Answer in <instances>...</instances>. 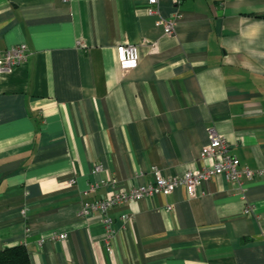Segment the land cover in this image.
I'll use <instances>...</instances> for the list:
<instances>
[{"label": "crops", "instance_id": "crops-1", "mask_svg": "<svg viewBox=\"0 0 264 264\" xmlns=\"http://www.w3.org/2000/svg\"><path fill=\"white\" fill-rule=\"evenodd\" d=\"M149 1L0 0V50L29 47L0 75V251L24 245L32 264H264V175L83 213L113 179L130 191L210 166L212 128L243 167L264 169V0H159L158 15ZM176 14L167 35L160 18ZM122 44L138 46V68L121 69Z\"/></svg>", "mask_w": 264, "mask_h": 264}, {"label": "built area", "instance_id": "built-area-1", "mask_svg": "<svg viewBox=\"0 0 264 264\" xmlns=\"http://www.w3.org/2000/svg\"><path fill=\"white\" fill-rule=\"evenodd\" d=\"M183 0H175V4L179 7ZM159 0H150L148 11L151 15H158ZM160 18L159 24L163 26L167 35L175 33L176 18ZM117 55L120 67L123 71H130L138 68L140 62V52L136 45L122 44L117 47ZM29 57V47L26 44L14 46L8 50H0V75L10 73L15 68L25 64ZM201 159L203 161H211L210 166H205L203 169L189 170L182 177H164L160 173L154 181L140 185L130 191H118L116 189L117 181L105 182V186L112 187L107 196L94 203H88L84 206L83 213L89 215L94 211L107 213L110 209L121 205H128L132 201H138L146 196L164 194L171 195L178 187H185L190 197L194 198L199 195V188L204 181L215 177H226L228 180L236 183H245L254 180L264 175V169L253 170L249 167H243L241 160L231 154V147L227 139L214 128L210 129V143L203 150ZM103 170L102 165L95 167L96 172ZM248 210L247 213H250ZM129 214L122 215V220L126 223L130 221ZM106 223L110 228L112 219H106ZM67 234H61L58 240L67 239Z\"/></svg>", "mask_w": 264, "mask_h": 264}, {"label": "trees", "instance_id": "trees-1", "mask_svg": "<svg viewBox=\"0 0 264 264\" xmlns=\"http://www.w3.org/2000/svg\"><path fill=\"white\" fill-rule=\"evenodd\" d=\"M0 264H32L28 249L24 245L0 251Z\"/></svg>", "mask_w": 264, "mask_h": 264}]
</instances>
